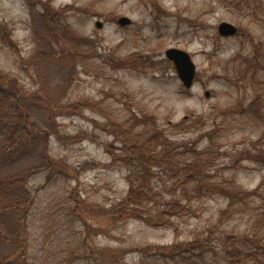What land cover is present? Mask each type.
Instances as JSON below:
<instances>
[{
  "label": "rangeland",
  "instance_id": "rangeland-1",
  "mask_svg": "<svg viewBox=\"0 0 264 264\" xmlns=\"http://www.w3.org/2000/svg\"><path fill=\"white\" fill-rule=\"evenodd\" d=\"M43 5L60 13L62 36L86 42L62 39L53 47L62 60L32 65L52 47ZM223 22L238 34L220 36ZM0 25L19 48L0 39V84L18 83L37 125L15 147L16 129L0 125L2 260L141 264L137 247L210 234L213 248L228 235L248 241L246 250L264 246V0H0ZM170 48L191 54V89ZM42 96L76 110L49 117ZM140 177L160 225L114 219ZM224 258L217 249L212 264ZM157 260L145 264H165Z\"/></svg>",
  "mask_w": 264,
  "mask_h": 264
},
{
  "label": "trees",
  "instance_id": "trees-1",
  "mask_svg": "<svg viewBox=\"0 0 264 264\" xmlns=\"http://www.w3.org/2000/svg\"><path fill=\"white\" fill-rule=\"evenodd\" d=\"M45 8L44 13L41 15V22L43 23L45 30L48 31V35L51 37L50 39L45 40L46 45L51 48H48L50 52H35L30 58L31 64L36 65L39 62L48 61V59L58 58L62 60L61 53L59 56L54 52V46L59 43L61 44V40L64 39L69 43L80 40L82 42H86L84 38L78 36V38L72 34L70 37L62 36V22H59L58 16L60 13L57 12L56 15L54 12L52 13V9L49 5H43ZM38 17V16H37ZM46 31V32H47ZM11 33L7 31L4 27L0 25V39L2 43H6L9 47L19 52L18 45L12 41ZM129 59V58H128ZM133 61V60H132ZM124 62V60L122 61ZM127 63V62H126ZM3 83L0 84V125L3 130L8 128H15L16 133L18 134L17 138L13 140V147L21 146L25 144L26 136L25 128L31 127L35 130L37 125L31 121L29 114H26L25 108L23 106V91L20 89L18 83L16 81H8L4 80ZM8 85L9 90H5L4 85ZM39 105L45 107L47 114L49 117L51 115H65L68 112H72L76 110L75 106H62L61 104H51L52 102L48 99L46 100L43 96L38 98L36 97ZM50 119V118H49ZM17 120V123L12 125V123ZM52 121L54 119L51 118ZM34 123V124H33ZM53 130L55 133L59 131L56 130L55 124L51 123ZM19 127V128H17ZM21 131H18L20 130ZM33 133V132H32ZM59 135V134H58ZM47 136V133H46ZM157 140V139H154ZM159 141V140H157ZM158 146H163L161 142ZM140 145L131 146L130 150L138 149ZM11 149V148H8ZM165 156V157H164ZM163 159L167 158V155H164ZM140 168L146 173L148 170V161L141 160L139 164ZM10 180L8 181V183ZM14 183L13 181H11ZM129 191L127 195L121 200L120 203L115 205L114 209V219L116 221L125 222L128 219H141L145 221H150L152 224L156 225L157 221H159V216H153L151 212H148V204L152 201V196L148 197V192H146L149 188L150 183L147 181V178L140 177L138 179H131L129 182ZM6 192H1L0 194H5ZM160 225V224H157ZM212 236L210 234L208 238L204 239H195L187 242H176L172 245H147L143 247H137L132 251L138 252L144 255V259H142L141 264H145V258L152 257L154 259H158V262H162L165 264H212V258L216 253L217 249L221 250V253L224 254L223 262L225 264H264V246L257 245L258 242L254 245L252 250H246L243 248V243L245 240L236 237L235 235H228L225 238H221L219 243L220 246L218 248H213L212 246ZM1 259L0 264H12V261ZM216 263V260H214Z\"/></svg>",
  "mask_w": 264,
  "mask_h": 264
},
{
  "label": "water",
  "instance_id": "water-1",
  "mask_svg": "<svg viewBox=\"0 0 264 264\" xmlns=\"http://www.w3.org/2000/svg\"><path fill=\"white\" fill-rule=\"evenodd\" d=\"M118 23L121 26H128L131 24V20L129 18L122 17ZM96 26L101 29L103 24L101 22H97ZM218 34L222 37H233L238 34V28L232 23L223 22L218 27ZM166 57L174 64L183 87L191 89L194 85L197 72V68L191 54L185 50L170 48L166 51Z\"/></svg>",
  "mask_w": 264,
  "mask_h": 264
},
{
  "label": "flooded vegetation",
  "instance_id": "flooded-vegetation-1",
  "mask_svg": "<svg viewBox=\"0 0 264 264\" xmlns=\"http://www.w3.org/2000/svg\"><path fill=\"white\" fill-rule=\"evenodd\" d=\"M17 238H14V237H12L11 238V240H9V242L11 243V244H13L14 246H16V243H17V241L19 240H16ZM25 241V239L23 240V242ZM20 248H21V246H19Z\"/></svg>",
  "mask_w": 264,
  "mask_h": 264
}]
</instances>
